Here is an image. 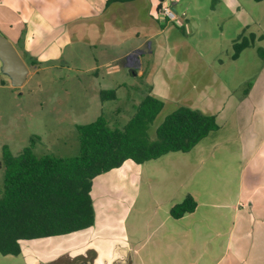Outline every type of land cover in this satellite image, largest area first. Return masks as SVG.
<instances>
[{"label": "rangeland", "instance_id": "rangeland-1", "mask_svg": "<svg viewBox=\"0 0 264 264\" xmlns=\"http://www.w3.org/2000/svg\"><path fill=\"white\" fill-rule=\"evenodd\" d=\"M237 1L231 10L219 0H193L191 12L201 18L193 26L194 34L183 35L177 28L167 34L170 41L179 36L172 43L177 61L192 63L194 59V65L179 73L182 78L189 72L186 80L172 89L152 91L142 79L126 72L117 75L113 84L105 68L95 75L64 67L39 72L32 69L24 85L17 86L5 73L0 58L3 165L6 151L18 156L28 147L38 157L77 156V126L102 116L111 126L124 128L148 95L164 103L150 126L152 136L166 117L181 107L217 116L219 124V130L205 140L206 150L174 152L144 164L129 160L98 176L92 190L93 227L65 236L21 241V254L0 253V264H186L192 258L187 244L169 242L165 233L182 232L193 221H203L207 212L218 210L213 206H220L217 190L227 179L222 166L230 164L228 147L237 144L228 140L238 133L248 116L242 107L241 122L238 121L235 104L249 94L255 97L252 92L257 91V78L264 77V0ZM211 17L215 19L209 22ZM242 38L252 44L234 59V44L238 39L242 42ZM187 50L201 52L204 57L188 59L182 54ZM148 76L147 72L145 79ZM117 82L122 85L117 86ZM99 89L114 90L115 97L103 101ZM4 179L3 166L0 189L4 188ZM208 191L211 198L205 196ZM188 196L199 202L196 214L174 220L170 208ZM175 258L181 261L173 262Z\"/></svg>", "mask_w": 264, "mask_h": 264}, {"label": "crops", "instance_id": "crops-1", "mask_svg": "<svg viewBox=\"0 0 264 264\" xmlns=\"http://www.w3.org/2000/svg\"><path fill=\"white\" fill-rule=\"evenodd\" d=\"M165 1L179 15V12L186 15L179 22L163 23L157 18V11ZM219 1L231 10L238 4L237 0ZM192 2L0 0V33L18 47L33 72L64 67L98 75L105 68L113 84L117 75L126 72L142 79L152 91L172 89L189 73L181 78V70L194 65L193 58L197 55L204 57L201 52L194 54L187 50L182 54L193 59L192 63L178 62L172 43L179 36L174 41L167 36L173 28L182 30L183 35L194 34L193 26L200 14H192ZM214 19L211 17L209 22ZM147 72L149 76L145 79ZM254 88L255 97L249 94L250 97L235 104L238 121L241 122L242 107L248 116L238 133L228 140L237 143L228 147L230 164L220 163L227 179L217 190L220 206L215 203L213 206L218 210L207 212L203 221H193L195 224L192 222L182 232L165 233L167 241L187 244L192 250V258L186 264H264V77L258 76ZM99 90L101 93L104 89ZM205 140L194 149L206 150ZM205 196L211 198L212 194L208 191ZM198 208L199 202L196 210L186 215L194 216Z\"/></svg>", "mask_w": 264, "mask_h": 264}, {"label": "trees", "instance_id": "trees-1", "mask_svg": "<svg viewBox=\"0 0 264 264\" xmlns=\"http://www.w3.org/2000/svg\"><path fill=\"white\" fill-rule=\"evenodd\" d=\"M262 1V0H257ZM264 39V37H261ZM234 45V59L251 46L245 38ZM253 41V40H252ZM264 57V51L261 53ZM101 99L115 97L102 90ZM164 107L148 95L124 128L104 117L77 126L79 154L74 157H38L28 147L18 156L6 151L4 188L0 189V253L21 254V241L65 236L95 224L94 180L126 161L144 164L174 152L188 153L219 130L216 116L181 107L150 134V126ZM197 202L188 196L171 209L178 220L193 213Z\"/></svg>", "mask_w": 264, "mask_h": 264}, {"label": "water", "instance_id": "water-1", "mask_svg": "<svg viewBox=\"0 0 264 264\" xmlns=\"http://www.w3.org/2000/svg\"><path fill=\"white\" fill-rule=\"evenodd\" d=\"M0 58L4 71L8 73L15 85L23 86L29 75V66L21 57L16 47L0 33Z\"/></svg>", "mask_w": 264, "mask_h": 264}, {"label": "built area", "instance_id": "built-area-1", "mask_svg": "<svg viewBox=\"0 0 264 264\" xmlns=\"http://www.w3.org/2000/svg\"><path fill=\"white\" fill-rule=\"evenodd\" d=\"M185 15H179L168 1L163 2L157 11V18L163 23L179 22Z\"/></svg>", "mask_w": 264, "mask_h": 264}]
</instances>
